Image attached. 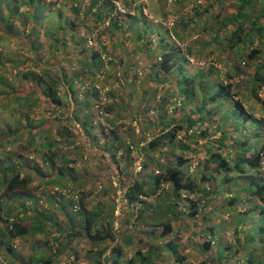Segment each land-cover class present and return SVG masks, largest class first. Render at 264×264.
<instances>
[{
	"label": "rangeland",
	"instance_id": "374dc122",
	"mask_svg": "<svg viewBox=\"0 0 264 264\" xmlns=\"http://www.w3.org/2000/svg\"><path fill=\"white\" fill-rule=\"evenodd\" d=\"M92 1L94 0H82L81 3L84 6L81 12L77 13V10L72 7V0H35L36 5L41 7L36 14L33 11V4H25L24 0H0V158L11 157V161L20 164L19 169L32 175L35 173L30 168L42 164H44L42 171L51 172L52 167L43 161L46 145L52 138L58 136L60 128L70 125L74 136L69 137L70 139L60 137L64 141L55 145L54 148L61 157H64L63 161L56 160L58 164L64 165L65 159L73 160L70 166L77 170L72 177L62 181L63 191L68 192V197L73 196V192L80 191L84 195L88 208L99 205L107 215L113 211V225L116 233L118 230V233L123 230L121 235L126 233L133 236L134 244L131 247L125 246V242L122 243L124 254L119 264H130L131 258L133 264H142L138 250L148 253L149 248L156 247L159 254H155V257L152 254L150 263L202 264L201 262L205 260L208 264L217 263L219 251L223 252L225 245H235L236 225L244 229L243 235L255 234L254 226L250 224L252 213L249 215L246 213L253 203L256 204L258 211L263 209L264 203L249 192H240L241 189L237 188V184L231 182L226 184L224 190L221 185L224 172L217 174L216 179L208 184H197L202 170L205 169V158L210 157V154L216 150L214 141L220 133L215 131L216 125L213 124L208 129V134L201 135L208 122L200 124L199 121L191 128L192 132L187 131L189 118L199 119L200 112L189 114V117L186 113L190 111V107L185 111L186 113L180 109L175 111L176 105L179 107L184 105L183 95L178 93L179 88L172 82L174 80L172 76H166L163 72L156 73L159 67L156 69L154 64L157 57L161 55L157 42L153 47L147 46L146 41L136 39V34L143 32L145 27L149 29L151 26L155 33H147L146 37H156L159 32L164 33V29L157 27L160 23L167 29L173 28L172 24L181 21V17H190L208 8L212 10L199 20L200 23L210 19L212 15L220 14V18L229 17L232 14L229 7L233 1L116 0L123 10L117 8L121 13H117L113 18L116 17L121 21L126 19L123 29H117L111 25L105 27L106 29L103 27L110 19L108 13L115 11L108 7L114 4L113 0H98L93 10H89ZM98 7L107 14H103V20H98L95 14ZM144 8L149 14L148 18L146 17L148 22L141 23L133 18L131 21H134V27L130 28L131 23L128 24L126 12L138 15ZM206 23L204 29L185 30L184 40L179 39V44L186 42L188 47L192 48V52L188 53L190 62L186 63V69L195 72L199 65L213 64L211 78H223L232 82L239 90L242 101L250 105L257 116L264 117V86L258 90L257 98H249L250 102L246 99L247 95H250L251 74L261 63L264 65L262 62L264 55L261 54L257 60H246L244 64L245 54L240 51L242 55L236 54L234 61L240 65L242 63V66L239 69L236 68L233 65L234 62L228 58V49L225 44L219 48L202 45V41H211L212 29L220 26L215 20L206 21ZM181 33L183 35V32ZM89 38H93L95 42L98 41L96 49H103L108 53L111 59L109 64H94L93 59L90 60L94 49H91L88 44ZM84 39L86 41H83ZM196 39H200L201 42H195ZM183 43L181 47L187 54L188 50ZM211 48L214 52L210 51ZM29 69L37 72L48 69L54 73L53 75L61 74L64 79L67 78L60 86V93L64 103L67 102V104L56 106L45 100L42 94L36 91L33 82L23 77L24 71ZM227 72L230 73L231 78L227 76ZM262 78L263 75L260 74L259 79ZM86 84L90 87L89 91L93 85L103 89L108 99L105 105L100 99V94H92V92L85 94L83 86ZM70 86H73L75 93ZM173 89L176 91L175 95ZM163 98H168L170 101L172 99L173 102L164 105ZM223 103L224 100H220L214 106L219 110L222 109ZM97 105L105 106L103 108L106 111L105 115L98 113ZM27 113L31 122L25 118ZM204 113L202 117L205 121L208 113L206 111ZM216 116L217 114H213L214 118ZM172 119L183 125L184 129L180 132L182 138L173 144H163L154 150L149 149V141L166 131ZM41 120L44 124L42 127H37ZM84 123L89 127L88 132L83 128ZM228 124H231V121ZM249 125V121H244L242 116L237 120L233 119V127L236 130L240 129L238 134L246 133ZM112 130H115L119 139H112ZM250 131L253 136L251 144L258 147L254 146L257 151H262L264 129L252 128ZM256 132L260 134L257 135ZM229 139L233 141L231 137ZM122 141L125 143L124 150L129 144H133L134 149L130 156L121 157L118 154L116 162L110 151L114 144L118 145ZM222 152L232 157L236 154V149L230 153L225 148ZM179 156L188 160L182 169L199 186L200 190L196 193L186 192L189 198L200 203L198 213L192 217L189 214L191 209L188 201L183 200L180 204L182 213L180 212L179 218L168 215L173 220L174 231L165 236H157L162 232V227L155 231V225L149 220L146 225L137 223V215L144 206L142 202H138L136 206H130L126 192L135 179L149 177L150 171L154 168L161 170L174 164ZM29 157L35 160L30 162L31 164L26 160ZM149 157H154V161L148 162L145 168L144 163ZM155 159L162 161L161 166L156 164ZM194 162H197L198 166L191 171L190 165ZM209 167H212V164ZM263 168L264 155L260 169V176L264 182ZM234 175L236 179L240 176L236 173ZM34 177L36 182L32 186L40 183V177ZM57 178L60 177L55 176V179ZM237 182L242 184L246 181L239 177ZM100 183L103 184L102 189L99 187ZM47 187L39 191L41 200L38 209L43 210L47 215L53 214L61 223L62 233L52 229L50 222L44 221L43 217L39 220L33 210H29L26 214L27 218L21 221L22 225L29 228L34 223L40 222L45 224V231L35 229L22 240L18 239L19 236L14 240L12 237L9 243L1 245V253L4 257L9 258L13 264L26 261L29 264H43L38 254L45 257L52 255L55 259L53 264H112L109 253L115 242L109 239L99 243L85 237H74L69 239L70 249L67 253L63 256L56 255L60 250L56 244L57 240H53V237L65 236V230L70 229L69 217H73L75 212L71 208V203L56 193L54 184L49 185L51 188L49 193L45 192ZM219 187L221 191L217 193L216 190ZM204 188L210 191L208 195L205 194ZM70 191H72L71 194ZM1 192H3V186L0 184ZM167 192L172 193L171 185ZM240 195L243 197L240 198ZM157 197L158 194L151 196L148 201L157 200ZM230 197H238L234 205H229ZM161 200H165V203L169 202L167 198H159V201ZM0 201L5 203L1 199ZM7 203H10L11 207L17 205L14 200H9ZM166 205L159 211V215L168 210ZM65 208L71 210L70 214ZM2 213L4 212L0 211V214ZM205 213L209 216L208 218H203ZM20 214H23V211ZM146 215L150 217V214L146 213ZM260 217L264 219V214ZM108 218L109 216L106 219ZM15 219L17 220L16 217ZM258 223H260L259 228L264 226V220ZM133 224L136 227H133ZM213 225L217 227L213 233H210L209 228ZM117 237L119 240V236ZM7 238H11L7 222L2 221L0 217V242ZM205 238L215 241L208 252L200 246ZM172 239H176L175 242L178 243L180 252L185 257L183 261L175 258L171 250L161 248ZM11 242H13L14 251L16 250L14 252L16 256L12 255L13 259L7 254V247ZM245 244H248V240ZM249 248L251 247L245 249L244 253L253 251ZM261 252L264 253V249ZM235 253V249L229 254L223 252L224 257L221 255L220 258L223 259L228 255L231 258Z\"/></svg>",
	"mask_w": 264,
	"mask_h": 264
},
{
	"label": "trees",
	"instance_id": "16d2710c",
	"mask_svg": "<svg viewBox=\"0 0 264 264\" xmlns=\"http://www.w3.org/2000/svg\"><path fill=\"white\" fill-rule=\"evenodd\" d=\"M82 0H72V7L77 10V13H80L84 4L81 3ZM98 0H94L90 3L89 10H93L94 6L97 4ZM222 2V0H217L216 2ZM233 3L230 5V11L232 14L229 17L220 18V14L212 15L210 19L215 20L219 23L218 28L212 29L213 35H211V41L206 42L202 41V45L209 47L208 45L215 46L217 48L221 47V45L225 44L228 49V58L232 60L234 63L233 65L236 68H240L242 66L234 61L236 58V54H241L240 51H243L245 54V61H253L257 60L261 54L264 55V0H230ZM24 3L33 4L34 12L38 14L39 9L41 8L40 5H36L35 0H24ZM103 3V2H102ZM112 9V11L116 8L115 5L112 3L111 6H108ZM211 7H213L211 5ZM95 11V14L98 16V20H103V14L107 15L106 12L101 10V7H98ZM212 8H208L203 11H198L196 15L190 17H181L182 20L176 23H173V28H166L161 23L157 25V27H161L164 29V33L159 32L156 34V37H146L147 33H155L154 28L149 29L145 27L143 32L137 33L136 39L138 41H146L147 46L153 47L154 43L157 42L159 51L161 55L157 57L156 63L154 64L155 68L158 69L156 73L163 72L166 76L173 77V83L179 88L178 93L180 92L183 95L184 105L179 107L175 106V111L177 112L179 109L182 111H186L188 107H190V111L186 113V116L189 114H193L194 112H200L199 119H193L194 117L189 118L187 131L191 130V128L199 121L198 123H205L208 122L207 127H205L201 133V135L208 134V129L211 125H216V132H219L220 135L214 141V145L216 144V150L210 154V157L205 158L204 165L205 169L202 170L201 176L197 181L198 185H202L205 183L208 184L212 180L216 179L217 174L220 172H224V178L222 181V186L224 190L226 189V184L231 182L232 184H237V188L239 187L240 192H249L252 196L259 198L264 203V182L262 181V177L260 176V169L261 163L264 155V143L262 144V151H257L254 144H251L252 132L250 131L252 128L255 129H264V117L257 116L254 111L252 110L250 105H246L242 99L240 98V92L235 85L230 82L226 81L223 78L212 79L211 74L214 70V65H199L196 67L195 72H190L186 69V63L190 62L189 60V51H191V46L188 47V43H183L185 48H187V54L183 51L181 45L179 44V39L184 40V31L190 30L193 31L195 28L204 29L207 25V22H212L210 19L205 20L203 23H200V19L208 14ZM128 16V24L131 23L130 28L134 27V21H140L141 23H147L148 15L144 13V10L141 9V14L138 15H131L129 12H126ZM104 15V16H105ZM110 15V13H108ZM119 17V16H118ZM37 18V16H36ZM218 19V20H217ZM26 22V21H25ZM126 19L122 21L118 18H111L110 25L117 28L123 29ZM143 24H141L142 26ZM144 27V25H143ZM106 29V28H105ZM152 30V32H151ZM200 30V29H199ZM183 32V35L182 33ZM102 33V31L100 32ZM200 33V32H199ZM147 38V40H146ZM83 41H86L85 39ZM195 42L200 43V39L194 40ZM150 47V48H151ZM97 47H91L93 50V56L90 60L93 59L94 64L102 63L106 65V63H110L111 59H109L108 53L103 49H96ZM210 51L214 52L211 48ZM192 52V51H191ZM104 55V58H103ZM111 58V57H110ZM264 63V59L262 60ZM48 69H43L42 72H37L34 70H26L23 73V77L27 80L33 82V85L36 87V91L40 92L45 100L53 103L56 106H64V99L60 93V86L62 83L64 84L65 80L63 75H53ZM260 74L263 75L262 79H259ZM227 76L231 78L229 72H227ZM252 78V85L249 88L250 95H247L246 99L250 102L249 98H257L258 97V90L264 86V65L262 63L260 66L251 74ZM248 82V81H247ZM85 84V83H84ZM71 88L73 86H70ZM73 89V88H72ZM90 89L84 90L85 94L92 92V94H100L99 90L96 86H93ZM75 93V90L73 89ZM174 95L176 94L175 89H173ZM73 93V94H74ZM220 100H224V105L221 106L222 109H216L214 104ZM197 101L196 103H194ZM257 101V100H256ZM168 98H163V104L166 105L167 103H172ZM194 103V104H193ZM194 106L196 109H194ZM223 110V111H222ZM208 113V117L205 118V121L202 117L205 112ZM213 114H217L216 118L213 117ZM78 116V115H77ZM243 118L244 121L250 123L247 128L246 133L238 134V131L233 127V119L237 120V118ZM70 118V116H67ZM29 122L30 117L29 113L26 114L25 117ZM231 121V124L228 122ZM88 123V121H86ZM92 123V122H91ZM44 121L41 120L37 124V127H42ZM170 124V123H169ZM87 125V124H86ZM85 123L83 124V128L86 132L89 131V127H87ZM184 129L182 124H178L175 119H172L170 127L162 134L156 136L154 139L149 141L148 147L149 149H155L160 145L163 144H173L176 141H179V134ZM83 130V131H84ZM73 129L70 125L63 126L60 128L58 136L56 138H52L50 142L46 145L47 149L43 153V161L49 164L52 167L51 172H44L42 171L43 165L38 166L36 165L32 169L31 173H25L21 169H19V163H15L11 161V157H5L3 159L0 158V178H1V186H3V192L0 193L1 200L5 203L3 204L0 201V211L4 212L0 214L2 221L7 222V229L11 238H7L5 241L0 242V255L8 261L10 264H13L9 258L4 257L1 253V245L9 243V240L16 239L19 240L24 239V237L30 232L35 231L38 229L39 231H45V224L40 222L34 223L32 227L29 228L22 225V222L25 218H27L26 214H28L29 210H33L35 216L40 220L43 217V220L46 222H50L52 229L58 230L60 233L61 230V223L54 217L53 214L49 213L48 215L44 213L43 210H39L38 205L39 201L41 200V193L40 190L44 188L47 189L45 192L49 193L51 188L49 185L54 184L56 187V193L60 195L61 198L69 201L71 203V208L75 212L73 217H69L71 224H69V228L65 230L66 234L63 237H53V240H57V247L60 251H58L56 255L63 256L67 253L70 249L68 245L69 239L74 237H82L85 239H89L92 242H105L111 241L115 242L114 246L111 247L109 257L112 260V264H119L120 259L124 254V245L131 247L134 244V238L132 235H127L126 233L122 234V231L116 233L115 227L113 225L114 215L113 211L110 214H106L101 206L96 205L92 208H88L84 201V195L80 191H75L73 194L77 195V199L73 197H68L66 193L63 191V182L67 179V177H72L77 170L70 166L73 163V160L65 159V164H58L57 159L61 161L64 160V157H61L59 153L55 151V145L64 140H61L60 137H66L70 139L73 137ZM112 139H119L118 135L116 134L115 130L111 131ZM259 135V132H256ZM182 136V135H181ZM70 137V138H69ZM231 137L233 141L229 139ZM264 140V137H263ZM112 143V141H111ZM122 143L113 145V149L110 151L113 159L117 160L118 156H130L133 152L134 145L129 144L125 146V150L123 149ZM254 146L256 148H254ZM237 147V148H236ZM227 148L230 153L234 149H236V154L234 156L229 157V155H225L222 152V149ZM121 150V151H120ZM128 158V157H127ZM27 161L30 162L35 161L33 158H26ZM156 160V164L161 166L162 161ZM154 161V157H149L145 163L144 167L148 166V162ZM117 162V161H116ZM188 162L187 159L184 157H177L176 162L167 166L166 168L155 169L150 171L149 177H140V179H135L128 187V191L126 192V198L128 204L131 205H138V202H142L144 208L141 207L140 213L137 215V223H145L151 222L155 225V231L162 227V232L157 236H165L174 231L173 220L171 217L179 218L182 211L180 208L181 202L184 200L188 201V206L190 207V215L192 217L196 216L198 213V207L200 203L196 202L194 199H191L186 194H193L198 192L199 186L196 185L194 179L191 176H188L186 172L183 171L182 167L184 163ZM199 164V163H198ZM212 164V167L209 165ZM203 165V166H204ZM198 165H195L197 167ZM31 167V166H30ZM156 170H159L156 173ZM240 175L239 177L243 178L246 182L239 184L237 182L234 174ZM34 176L40 177V183L32 186L33 183L36 182V178ZM55 176L60 178L55 179ZM62 178V179H61ZM165 182L168 183V187H162L161 183ZM239 184V185H238ZM172 187V193H168L169 187ZM99 187L102 189L103 184L100 183ZM206 195L209 194L206 188ZM221 191L219 187L216 190L217 193ZM167 192V193H166ZM70 194L72 191L69 192ZM158 194V199L148 201V198ZM186 194V195H185ZM185 195V196H184ZM143 196V197H141ZM146 197V198H145ZM167 198L169 202L165 203V200L159 201V198ZM243 195H240L242 198ZM144 198V199H143ZM238 197H230L229 205H234L237 201ZM9 200H14L16 202V206L9 205L7 202ZM29 202V203H28ZM167 204V205H166ZM135 205V206H136ZM167 206V211L161 213L159 215V211L164 207ZM20 208V209H18ZM18 209V210H17ZM68 214H70V209L65 208ZM4 210V211H3ZM17 210V212H15ZM23 211V214L20 212ZM181 212V213H180ZM146 213L150 214V217L146 215ZM252 213V214H251ZM212 214V213H211ZM247 215L251 214V223L254 226L253 235L250 233L244 234V229L239 225L235 226V245H225L224 246V254H229L231 250L235 249V254H233L230 258L228 255L224 257L222 251H219L218 254V261L217 263L211 262L210 264H264V253L261 250L264 249V226L262 225L259 228L260 220L262 219L260 216L264 214V207L262 210L258 211L257 206L253 203L250 208L248 209ZM107 215L106 217H104ZM171 216V217H168ZM260 215V216H259ZM109 216L108 219H106ZM203 218H208L209 216L205 213L203 214ZM17 218V220L15 219ZM103 218V221H102ZM129 218V217H128ZM241 218V217H240ZM56 219V220H53ZM74 219V220H73ZM12 220V221H11ZM22 221V222H21ZM107 223L105 224V222ZM241 221V220H240ZM49 225V226H50ZM133 227L136 225L133 224ZM217 225H213L209 228V232L213 233L216 229ZM32 228V229H31ZM207 229V228H206ZM135 230V229H134ZM50 234V231H48ZM118 234V235H116ZM204 235V234H203ZM117 236H119V240H117ZM109 239V240H108ZM176 239H172L167 243L165 246H161V248H165L171 250L173 254L176 256L180 261H183L185 257L181 254L180 248ZM248 240V244H245V241ZM244 241V242H243ZM125 242L123 245L122 243ZM215 241L212 239L205 238L200 246L205 252H208ZM54 244V243H53ZM56 246V245H55ZM73 246V243H72ZM253 249L252 252L244 253V250L248 247ZM13 242L8 244L7 254L11 256H16L13 249ZM74 247V246H73ZM249 248V249H251ZM5 252V250H3ZM158 248L155 249L149 248L148 253H142V251L138 250V255L140 256V261L142 264L145 262H149V264H155V262H151L152 254L155 257ZM258 251V253H256ZM40 260L43 261V264H53L55 259H53L52 255L45 257L42 254H38ZM246 258V262H245ZM130 264L132 262V258L130 259ZM202 264H208V261H202ZM21 264H29L27 261ZM76 264V263H70ZM101 264V263H100Z\"/></svg>",
	"mask_w": 264,
	"mask_h": 264
},
{
	"label": "built area",
	"instance_id": "2783aa9c",
	"mask_svg": "<svg viewBox=\"0 0 264 264\" xmlns=\"http://www.w3.org/2000/svg\"><path fill=\"white\" fill-rule=\"evenodd\" d=\"M87 1V0H86ZM113 2H114V4H115V2H116V0H113ZM117 4V5H116ZM116 4H115V11H116V13H111L110 14V16H109V18L111 19V18H113L117 13H121L120 11H118V9L119 10H123V9H121V7H120V5H119V3L118 2H116ZM118 6V7H117ZM118 8V9H117ZM144 13L146 14V15H149L148 14V12H147V10L144 8ZM110 19L108 20V22L105 24V25H103V27L105 28V27H107V26H109L110 25ZM103 29V28H102ZM88 44H89V46H91V47H97L98 46V41H94L93 40V38H89L88 39ZM103 58H104V55H103ZM107 64V63H106ZM93 86H96V88L99 90V93H100V99L103 101V103H104V105H105V103H106V101H107V96H106V94L104 93V91H103V89L102 88H99L97 85H93ZM83 90H86V89H90V87H89V85H84L83 86ZM99 106V105H97V109H98V113L99 114H101L102 116L103 115H105L106 114V111H104L103 110V108H105V106ZM190 132H192V130H190ZM179 138H182V136L179 134V136H178ZM196 163L197 162H194L193 164L191 163V165H190V169L193 171L194 169H195V165H196ZM264 169V168H263ZM159 170H156V173L158 172ZM161 186L162 187H168V183H165V182H162L161 183ZM64 193H66V195H67V191H64ZM73 196H70V197H73V198H75V199H77V195H75V194H72ZM141 197H143V196H141ZM0 264H10L8 261H6L1 255H0Z\"/></svg>",
	"mask_w": 264,
	"mask_h": 264
},
{
	"label": "clouds",
	"instance_id": "9594fccd",
	"mask_svg": "<svg viewBox=\"0 0 264 264\" xmlns=\"http://www.w3.org/2000/svg\"><path fill=\"white\" fill-rule=\"evenodd\" d=\"M107 96V95H106ZM108 100V99H107ZM192 130V129H191ZM190 131V130H189ZM191 170V169H190Z\"/></svg>",
	"mask_w": 264,
	"mask_h": 264
},
{
	"label": "crops",
	"instance_id": "0c3cea01",
	"mask_svg": "<svg viewBox=\"0 0 264 264\" xmlns=\"http://www.w3.org/2000/svg\"><path fill=\"white\" fill-rule=\"evenodd\" d=\"M192 171V170H191ZM105 256H106V254H105ZM107 257V256H106Z\"/></svg>",
	"mask_w": 264,
	"mask_h": 264
}]
</instances>
